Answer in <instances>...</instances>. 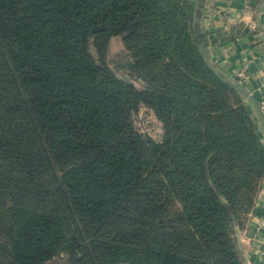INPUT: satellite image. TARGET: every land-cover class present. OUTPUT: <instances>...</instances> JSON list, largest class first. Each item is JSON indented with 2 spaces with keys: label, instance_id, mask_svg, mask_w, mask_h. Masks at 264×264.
Wrapping results in <instances>:
<instances>
[{
  "label": "trees",
  "instance_id": "trees-1",
  "mask_svg": "<svg viewBox=\"0 0 264 264\" xmlns=\"http://www.w3.org/2000/svg\"><path fill=\"white\" fill-rule=\"evenodd\" d=\"M195 21L196 0H0V264H248L264 142Z\"/></svg>",
  "mask_w": 264,
  "mask_h": 264
},
{
  "label": "crops",
  "instance_id": "crops-1",
  "mask_svg": "<svg viewBox=\"0 0 264 264\" xmlns=\"http://www.w3.org/2000/svg\"><path fill=\"white\" fill-rule=\"evenodd\" d=\"M196 20L202 33L219 37L206 45L208 54L221 73L234 79L238 68L246 66L244 86L264 108V0H196ZM249 33L244 35V31ZM264 142L261 121L245 100ZM264 180L252 211L237 236L248 264H264Z\"/></svg>",
  "mask_w": 264,
  "mask_h": 264
},
{
  "label": "rangeland",
  "instance_id": "rangeland-1",
  "mask_svg": "<svg viewBox=\"0 0 264 264\" xmlns=\"http://www.w3.org/2000/svg\"><path fill=\"white\" fill-rule=\"evenodd\" d=\"M91 51L92 54L97 58V52L94 46L91 47ZM130 60H131V56L127 52L123 40L119 37L113 38L110 43L109 55H108V61L110 66L114 68V65L118 63L120 65H122V63L126 64ZM117 73L120 77L129 78V72L126 69L123 71H118ZM133 81L137 85L142 84L139 80L133 79ZM142 116L150 136L154 137L155 139H159L162 135V129H161V124L157 120L154 113L149 110L143 109ZM170 207L171 208L169 212L165 215L166 221H168V223L176 224L178 222L177 215L179 214L181 207L176 202ZM69 261H70V255L68 253H63L45 264H68Z\"/></svg>",
  "mask_w": 264,
  "mask_h": 264
},
{
  "label": "water",
  "instance_id": "water-1",
  "mask_svg": "<svg viewBox=\"0 0 264 264\" xmlns=\"http://www.w3.org/2000/svg\"><path fill=\"white\" fill-rule=\"evenodd\" d=\"M196 12H198V11L196 10ZM195 37H196L197 45L199 47V50H200L202 56L204 57L205 61L209 65V67L213 70V72L218 77H220L221 79H223L224 81L229 83L235 90H237L243 96V98L248 103H250L252 105V107L254 108L255 112L257 113V115H258V117H259V119L261 121L263 134H264V113L262 111L261 106L259 105V103L255 99V97L252 96L248 92V90L246 89V87L242 83H239L235 79L229 78L228 76H226L223 73H221L220 69L211 60V58H210V56L208 54V50L206 48L205 41H204V34L202 33L200 24H199V22L197 20L195 21Z\"/></svg>",
  "mask_w": 264,
  "mask_h": 264
},
{
  "label": "built area",
  "instance_id": "built-area-1",
  "mask_svg": "<svg viewBox=\"0 0 264 264\" xmlns=\"http://www.w3.org/2000/svg\"><path fill=\"white\" fill-rule=\"evenodd\" d=\"M245 72H246V66L238 68L234 73V79L237 82L244 84V81L246 79V75H245L246 73ZM262 111L264 113V108H262ZM132 119H133V122H134L136 129L141 134L145 135L148 133L145 121H144L143 116H142V110L139 113H134L132 116ZM260 226L264 228V221L261 222Z\"/></svg>",
  "mask_w": 264,
  "mask_h": 264
}]
</instances>
